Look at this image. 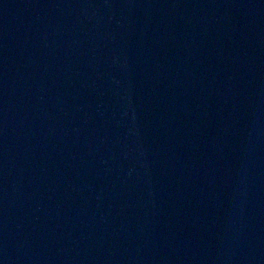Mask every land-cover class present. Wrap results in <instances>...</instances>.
<instances>
[{"label":"water","instance_id":"95a60500","mask_svg":"<svg viewBox=\"0 0 264 264\" xmlns=\"http://www.w3.org/2000/svg\"><path fill=\"white\" fill-rule=\"evenodd\" d=\"M0 264H264V0H0Z\"/></svg>","mask_w":264,"mask_h":264}]
</instances>
